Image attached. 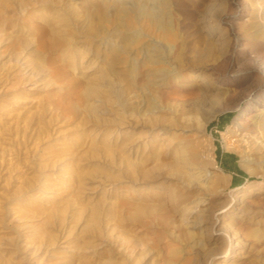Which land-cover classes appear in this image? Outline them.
<instances>
[{
  "label": "rangeland",
  "instance_id": "374dc122",
  "mask_svg": "<svg viewBox=\"0 0 264 264\" xmlns=\"http://www.w3.org/2000/svg\"><path fill=\"white\" fill-rule=\"evenodd\" d=\"M134 3L163 9L166 28L141 19L132 11ZM69 4L0 0V264H123L132 253L123 249L121 227L149 241L154 233L162 235L161 245L152 247L142 262L163 264L176 247L177 264H264V152L255 155L247 142H232L241 136L245 121L264 110V105L248 109L250 82L235 86L232 80L254 74L244 64L252 54L251 20L264 22V4ZM123 5L131 9L132 27L127 26ZM100 7L105 23L94 14ZM56 9L74 13L69 21L72 39L50 60L41 36L48 23L63 24ZM99 24L97 34H90V26ZM208 29L216 32L214 37ZM166 35L174 41L168 42ZM20 36L25 37L23 45L17 41ZM211 43L215 52L205 53ZM155 49L163 55L170 51L171 64L147 60ZM157 67L181 73L174 82L185 100L202 98V85H213L214 95L206 97L198 118L180 115L183 105L166 101L162 91L168 88L158 85ZM105 72L107 79L102 80ZM100 81L102 95L87 97V87ZM212 96L218 100L212 102ZM91 103L97 115L88 111ZM242 113L246 116L240 118ZM187 143L197 148L207 171L225 179L206 186L197 182L191 189L185 184L180 188L172 177L129 179L122 173L123 150L149 168L160 160L172 161ZM152 151L156 160L149 158ZM165 186L184 195L174 220L147 225L132 219L126 195L148 189L164 192ZM180 211L187 214L184 222ZM197 219L201 222L192 224ZM157 227H170V235Z\"/></svg>",
  "mask_w": 264,
  "mask_h": 264
},
{
  "label": "bare ground",
  "instance_id": "6f19581e",
  "mask_svg": "<svg viewBox=\"0 0 264 264\" xmlns=\"http://www.w3.org/2000/svg\"><path fill=\"white\" fill-rule=\"evenodd\" d=\"M39 1L43 3H47L49 5H58V6L62 4L64 5L69 4V0H39ZM251 1L253 5L255 4V1H260L263 7L264 3L262 4V1L264 2V0H251ZM122 7L124 13L127 16V22H126L127 26L128 27L134 26L135 19L130 14L131 12L130 7L127 6L125 7V5H123ZM133 8L134 9L132 11H135V13H137L141 19L147 20L150 23H154L162 27L163 29L166 28L167 22L163 9L153 10L152 7L139 3L136 4L134 3ZM66 10L60 12L59 9H56L54 11L58 14V19L60 21H63L62 25L53 26L51 23H48L47 26L43 27L42 29L43 35L41 36V44L46 51L48 50L47 56L50 60L53 59L52 55L54 51L63 48L66 45L68 46L69 42L72 39L70 37L71 33L69 32L70 30L69 21L71 20V17L73 16L74 13L72 12V10L70 11H66ZM103 10L102 7H100L96 12H94V14H96L97 16V19H99L101 23H105L107 21L106 13ZM91 15H93V12ZM254 18L255 19L251 20V26H250L254 29V31H252L248 36V44L252 45L250 46L251 47L250 50H252V54L250 53V57L248 56L250 59L248 60V62L246 61V64H244V66L248 68L247 71L254 72V74L252 73L248 74L244 79L241 77L239 78L238 76L237 77L234 76V79L232 80L234 81L233 85L235 86H241L242 84L249 82L252 84L253 90L250 92L251 99H249L250 101L248 102L247 107L248 109L257 110L264 105V73H261V70L264 71V22L261 21L260 18L259 19L257 17ZM99 28H100V24L91 25L90 34L92 35L94 33L97 34L96 32L99 30ZM207 31L212 37H214L216 34V32L213 30L208 29ZM165 39L168 42H172L174 41L175 38L173 36L166 35ZM17 41L18 42L20 41L19 44L23 45V43L25 42V37L20 36L17 39ZM215 50H216L215 43H211L205 49V53L212 54L215 52ZM169 52L170 51H168L166 55H163L159 49H155L153 51H150V53L147 54L145 58L150 62L155 63L156 65L171 64L170 58L168 56ZM66 62L68 61L66 60ZM61 65L67 66V63L61 62ZM160 68L158 67L156 68L160 72L157 74V77L160 78L161 84L158 85L160 87L166 86L168 88L167 90H163V91L160 90L163 92L166 101L168 103L171 102L172 104H174V106L177 104L183 105V110L181 111L180 115H184V117L188 115L187 116L188 119L198 118V114L203 110L204 106L207 104L206 97L210 95H214L213 85H211L210 83H204L202 85V90L204 93L202 98L191 101L185 100L182 96L180 97L181 94L179 90V84H176L174 82V79L179 78L181 73H179V71L175 70L174 68L168 71L162 70V67ZM153 75L156 76V74ZM107 76L108 74L106 72L103 73L102 80L107 79ZM255 79L256 81H254ZM230 80L231 79H228V81ZM101 81L89 85L87 87V92L85 95L87 97L101 96L102 95ZM150 83L152 84L153 87H155L154 80L151 79ZM108 92H110V90ZM107 97H110V95H107ZM212 97H213L212 102L218 98V96L217 98L214 96ZM154 102H156L155 98H154ZM97 110L98 109L95 106V104L91 103L88 105V111L91 114L97 115ZM244 116H246V114L242 113L240 118ZM156 118L157 120H159L160 117L158 118L157 115ZM209 119L210 117L208 119L206 118L205 121L208 122ZM244 124L245 126L241 136L239 138L234 139L232 142L241 146L242 141H245L248 143L247 147L249 146L250 149L253 151V154L262 155L264 152V110L262 109L261 112L259 113L257 112L255 118L247 119ZM107 139L110 141L109 134L107 135ZM188 144L189 143H187L185 147L181 146L176 150L177 157L172 161L170 160V162L168 161L166 162L164 160H160L155 162V164H153V166L149 168H147L143 164L144 161L134 160L131 157V155L127 153V151L123 150L119 155V160L122 163L121 166L122 173L129 179L131 178L137 179L141 177H143L144 179H151L160 175L167 178L172 177L176 180L177 185L178 186L180 185V188L182 184H185L187 188H191L193 187V184L197 182L200 183L201 185L206 186L207 182L214 183L225 179V177L217 171H211V170L207 171L205 169V166L201 165L199 162V153L197 151V148L194 145H192L193 146L192 147L190 144L189 145ZM107 147L110 157L114 159L115 151L113 145L111 146V144L108 143ZM150 154H151L149 156L150 160H156V157H154V155H156L157 153L155 154V151H152ZM251 172H257V171L252 170ZM130 195L128 194L126 195V197L129 203L131 204L130 206L132 207V219L138 222H143L147 225L148 224L152 225L153 222L157 224H162V222H164L166 224V222L169 223L170 220L173 221L174 220L173 215L179 211V205L184 200L183 197L184 195L179 193L176 187L174 188L172 186H169L168 188L166 187L164 192H159L158 190H154V189H148L147 191H143V192L138 191L132 194L131 196ZM133 200L135 201L133 202ZM181 212L182 211H180V213ZM181 215H182L181 221L184 222V219L186 218L185 215L187 214L181 213ZM199 222L201 221L197 219L194 220L192 224L194 225L199 224ZM157 228L165 230L166 236L170 235V231H168V228L170 227H161V228L157 227ZM181 231L180 233H183ZM186 231L185 233H183V235H186L187 237H193L191 233L188 232L186 233ZM258 233H256V235H259ZM121 234H122V238H120V240L123 239L122 241L123 249H131V253H132L131 255L132 257L130 258L120 255L121 257L123 256L126 258L123 260V264H157L155 260L149 261L150 259H148L145 260L144 262L142 261L151 252L152 247H154L155 245L156 246L161 245L162 235H157L154 233L155 238H152V240L149 241L146 240L145 237L140 236L138 233H134L133 231H130V229H128L127 227H121ZM174 236H175L174 238H178V239L180 238L178 237V235H174ZM166 246L169 247L170 243L169 244L166 243ZM108 249L111 250L112 246H109ZM169 252H170L169 257H166L164 259L163 264H177L176 257H177L178 249L176 247H172ZM121 254H123V251L121 252Z\"/></svg>",
  "mask_w": 264,
  "mask_h": 264
}]
</instances>
